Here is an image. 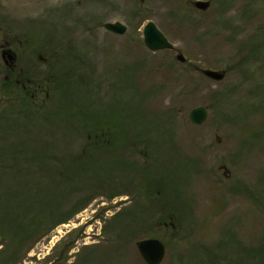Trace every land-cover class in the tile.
Instances as JSON below:
<instances>
[{"label":"rangeland","instance_id":"374dc122","mask_svg":"<svg viewBox=\"0 0 264 264\" xmlns=\"http://www.w3.org/2000/svg\"><path fill=\"white\" fill-rule=\"evenodd\" d=\"M194 1L0 0V84L9 50L31 85L0 87V264H145L152 238L162 264L262 263L264 0ZM149 22L174 50L148 51Z\"/></svg>","mask_w":264,"mask_h":264},{"label":"water","instance_id":"95a60500","mask_svg":"<svg viewBox=\"0 0 264 264\" xmlns=\"http://www.w3.org/2000/svg\"><path fill=\"white\" fill-rule=\"evenodd\" d=\"M193 6L201 11H206L210 7V2L195 1ZM104 29L115 35H125L127 27L122 23H106ZM143 42L145 47L153 53L173 50V45L168 41L165 35L152 22H149L143 30ZM11 59V57H10ZM177 61L185 63L186 59L182 54L177 55ZM201 73L216 82L224 80L226 73L212 70H202ZM208 118V109L206 107H197L190 111L189 121L192 125L201 126ZM137 250L145 264H162L165 258V247L157 239L143 240L137 243Z\"/></svg>","mask_w":264,"mask_h":264},{"label":"trees","instance_id":"16d2710c","mask_svg":"<svg viewBox=\"0 0 264 264\" xmlns=\"http://www.w3.org/2000/svg\"><path fill=\"white\" fill-rule=\"evenodd\" d=\"M108 145V144H107ZM6 156L7 155H5L4 157L6 158ZM40 158V154H38L36 157H32L31 159H29V162H28V164H32V163H38L39 164V162L40 161H42V160H44V158L42 159V160H40L39 159ZM9 161V160H8ZM11 161V160H10ZM9 161V162H10ZM14 161V160H13ZM13 161H11V162H13ZM10 162V163H11ZM11 164H13V163H11ZM41 164H45V163H41ZM32 172L31 171V169H28L26 172H25V174H27L28 172ZM21 173V172H20ZM23 174H24V172H23ZM88 181V180H87ZM91 185H92V183H91ZM94 187L96 188V185H94ZM96 191H97V189H95ZM87 191V190H86ZM12 197H17L16 196V193H12ZM36 196H37V194H36ZM5 204H7V201L5 202H3L2 203V205H3V207H7ZM19 204L20 205H22V206H24V211H26V210H29L30 209V207H28V204H25L24 202H19ZM88 203H85L84 202V200L83 201H79L78 203H76L74 206H73V209H72V211L71 212H73V213H71V215H69L68 217H65V218H62V219H58L57 220V222H55V223H53L54 225V227L55 226H57V225H60V224H63V223H67L69 220H70V218L72 217V216H74L75 214H77V213H79L86 205H87ZM1 205V206H2ZM9 207H11V210H12V212L15 210V209H13V205L12 204H10L9 205ZM9 207H8V209H9ZM58 207V206H57ZM2 210H4V209H2ZM10 211V210H9ZM10 213V212H9ZM0 220L2 221V224H5V225H7V226H9V229H6L7 231H9L8 233H10V231L12 230V224H13V220L9 217V215H7V214H4V216H3V218L1 219L0 218ZM31 224V223H30ZM0 225H1V223H0ZM6 226V227H7ZM3 227L2 226H0V236L3 238H7V236L5 235L6 233H5V231H4V229H2ZM4 232V233H3ZM14 235H12L11 236V238L13 237ZM20 238H24V237H26L27 235H22V234H20V235H18ZM15 238L17 239L18 237L17 236H15ZM19 238V239H20ZM18 239V240H19ZM21 239L19 240V243L21 244ZM12 243H14L13 241H12ZM13 245H11V247H12ZM17 247H18V245H17ZM117 248H119L118 246H116V248H114L115 250H114V252L112 253V254H110V255H108V256H110V257H108V259H111L113 256H115V255H118V254H120V252H118V251H116L117 250ZM15 249V248H14ZM88 250L90 249V248H87ZM116 251V252H115ZM262 253H264V251H262V250H260V255H259V259H261V262L262 263H260V264H264V254L262 255ZM12 254V255H11ZM11 254H9L10 256H9V258L11 259V260H14V261H16L17 259V257H16V255H17V253L15 254L14 253V250L12 251V253ZM112 255V256H111ZM263 260V261H262Z\"/></svg>","mask_w":264,"mask_h":264},{"label":"flooded vegetation","instance_id":"af4514ba","mask_svg":"<svg viewBox=\"0 0 264 264\" xmlns=\"http://www.w3.org/2000/svg\"><path fill=\"white\" fill-rule=\"evenodd\" d=\"M10 57H11V59H10ZM1 58L3 59L5 68L9 71V74L8 75L6 74V76H5L6 83L4 85L0 84V87H31V85H28L26 83V81L28 83H30V79H29L28 75H26L24 73L22 75L19 73H15V71L17 69L18 57L14 52H10L9 50L4 51L1 54ZM195 70H197V68H195ZM0 91H1V89H0ZM107 133L108 132L101 133L100 138L104 141H107L108 138H106V137L109 136ZM97 135L99 137V133ZM96 136H94V137H96ZM98 137H96V138H98ZM110 138L113 139L112 137H110ZM110 138H109V140H111ZM109 140H108V142H109Z\"/></svg>","mask_w":264,"mask_h":264},{"label":"bare ground","instance_id":"6f19581e","mask_svg":"<svg viewBox=\"0 0 264 264\" xmlns=\"http://www.w3.org/2000/svg\"><path fill=\"white\" fill-rule=\"evenodd\" d=\"M70 225H66L65 227H69Z\"/></svg>","mask_w":264,"mask_h":264}]
</instances>
